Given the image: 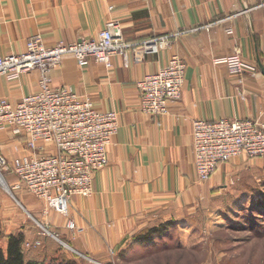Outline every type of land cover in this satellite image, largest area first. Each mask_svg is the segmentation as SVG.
<instances>
[{"label":"crops","instance_id":"crops-1","mask_svg":"<svg viewBox=\"0 0 264 264\" xmlns=\"http://www.w3.org/2000/svg\"><path fill=\"white\" fill-rule=\"evenodd\" d=\"M110 20L121 24L122 35L130 43L180 34L160 54L145 55L140 62L130 58L124 64L116 57L110 70L94 62L80 69L73 58L65 57L52 72L54 87H68L90 98L98 111H115L119 129L107 148V167L93 176L92 195L70 197L67 216L48 210L43 214V203L24 189L12 191V199L3 198L1 193L6 192L0 184V211L12 216L11 224L20 220L22 207L57 233V239L36 233L24 237L22 248L36 263L45 258L54 261L57 251L68 261L77 254L112 263L125 255L137 236L189 219L212 197L231 192L248 197L264 183V158L244 157L219 165L208 181L199 183L191 135L195 120L256 119L264 124L261 1L0 0V55L23 52L27 39L35 35L47 47L59 41L93 39ZM226 29H232L233 35H227ZM235 49L257 68L255 77L231 75L225 65L215 63ZM174 55L186 65L181 100L169 103L165 116L141 112L136 83ZM37 89L36 71L17 82L0 77V98L12 104ZM24 145V138L0 130V154L8 160L30 156ZM4 179L8 185L16 182L12 174H4ZM68 220L74 231L66 229ZM11 235L15 234L5 239ZM37 241L39 245H34ZM6 246L7 240L0 249L5 252ZM64 247L74 255L62 251Z\"/></svg>","mask_w":264,"mask_h":264},{"label":"built area","instance_id":"built-area-1","mask_svg":"<svg viewBox=\"0 0 264 264\" xmlns=\"http://www.w3.org/2000/svg\"><path fill=\"white\" fill-rule=\"evenodd\" d=\"M260 1L264 5V0ZM179 34L130 43L122 35L121 24L110 20L93 39L59 41L47 47L35 35L27 39L23 52L0 55V77L8 82H17L32 71L38 73L36 92L16 104L0 98V130L24 138L31 153L12 160L0 154L2 187L9 194L24 189L40 200L46 211L63 216L68 214L70 197H90L94 174L108 165L107 148L119 129V116L115 111H98L90 98L68 87H54L52 72L65 57L73 58L80 69L94 62L110 70L116 57L124 64L130 58L140 62L145 55L167 49ZM226 34L232 36L233 30L226 29ZM215 63L225 65L238 77L258 74L254 65L242 60L238 49ZM185 66L180 57L171 56L163 67L136 83L141 112L154 117L168 114L169 103L182 98ZM191 135L199 183L208 181L219 165L235 158H264V124L256 119L195 120ZM6 173L14 175L16 182L8 185ZM66 228L73 231V222L68 220Z\"/></svg>","mask_w":264,"mask_h":264},{"label":"rangeland","instance_id":"rangeland-1","mask_svg":"<svg viewBox=\"0 0 264 264\" xmlns=\"http://www.w3.org/2000/svg\"><path fill=\"white\" fill-rule=\"evenodd\" d=\"M255 189L254 193H248V197L232 192L212 197L205 207L189 219L164 225L162 235L154 237L152 243L139 245L135 242L137 239L132 240V246L125 255L108 264H264V214L250 206L252 200L264 198V183ZM3 190L6 193H1L2 197L12 199V193L9 195ZM11 202L16 205L14 201ZM19 210L20 220L17 222L14 219V225L11 224L12 216L0 211L1 247H4L7 234L11 233H22L27 238L35 233L42 238L57 236L43 219L27 215L22 207ZM43 210L45 214V205ZM22 225L26 229L21 230ZM63 249L72 253L68 247ZM57 252L54 261L45 258L36 264H107L93 262L76 254L79 261L73 256L74 253L68 261Z\"/></svg>","mask_w":264,"mask_h":264},{"label":"trees","instance_id":"trees-1","mask_svg":"<svg viewBox=\"0 0 264 264\" xmlns=\"http://www.w3.org/2000/svg\"><path fill=\"white\" fill-rule=\"evenodd\" d=\"M254 200L251 201V208H254L256 212L264 214V198L261 197L258 201ZM164 227L165 226H160V228L151 229L146 234L137 236L136 241L141 244H150L153 242L154 237L162 235V228ZM23 240L24 236L21 233L7 237L5 252L0 249V264H36V262L29 260L27 254L23 250Z\"/></svg>","mask_w":264,"mask_h":264},{"label":"bare ground","instance_id":"bare-ground-1","mask_svg":"<svg viewBox=\"0 0 264 264\" xmlns=\"http://www.w3.org/2000/svg\"><path fill=\"white\" fill-rule=\"evenodd\" d=\"M0 183L3 185L2 181H0Z\"/></svg>","mask_w":264,"mask_h":264},{"label":"water","instance_id":"water-1","mask_svg":"<svg viewBox=\"0 0 264 264\" xmlns=\"http://www.w3.org/2000/svg\"><path fill=\"white\" fill-rule=\"evenodd\" d=\"M263 73V75H264V72H262Z\"/></svg>","mask_w":264,"mask_h":264}]
</instances>
